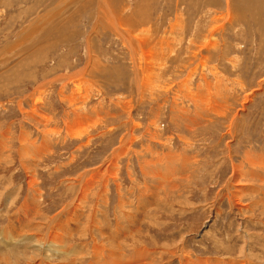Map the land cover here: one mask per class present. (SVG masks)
<instances>
[{
  "label": "rangeland",
  "instance_id": "rangeland-1",
  "mask_svg": "<svg viewBox=\"0 0 264 264\" xmlns=\"http://www.w3.org/2000/svg\"><path fill=\"white\" fill-rule=\"evenodd\" d=\"M0 238V264H264V0H0Z\"/></svg>",
  "mask_w": 264,
  "mask_h": 264
},
{
  "label": "bare ground",
  "instance_id": "bare-ground-1",
  "mask_svg": "<svg viewBox=\"0 0 264 264\" xmlns=\"http://www.w3.org/2000/svg\"><path fill=\"white\" fill-rule=\"evenodd\" d=\"M103 6H104V10H103V12H104V17H107L108 19H110V21H109V27H110V29L112 30V31H115V32H120V29H121V27L122 26H125L126 28L128 27V25H126V19H125V17L124 18H122L121 19V17L119 18L120 20H118V19H115V18H112L111 17V15H110V13H109V11H108V9L106 8V6H107V4L106 3H103ZM129 18H131V17H129ZM106 19V18H105ZM129 20V19H128ZM108 21V20H107ZM134 21V20H133ZM131 23H129V25H130ZM133 24V23H132ZM134 24H137V23H134ZM129 29H130V26L128 27ZM132 30H127L128 32H129V34L132 36V37H134L135 39H137L139 42H140V44L143 46V47H149L150 49L151 48H153V46H151L150 45V43L151 42H149L148 41V39L149 38H147V37H142L138 32H136V31H133V25H132ZM135 28H138L137 26L135 27ZM164 40V39H163ZM160 42H161V40H160ZM165 43V42H164ZM154 46H157V45H154ZM127 47H128V49H129V51L131 52L130 53V55L132 56V53H134V52H132V47H131V44H130V41L129 40H127ZM152 50V49H151ZM152 55H153V58L154 59H157V58H159V54H157V53H155L153 50H152ZM92 64V63H91ZM151 66H153L154 67V64H152ZM144 67V66H143ZM146 68L145 69H147L148 68V72L150 71L149 69H150V66H145ZM135 68V72H134V77H133V86H134V90H133V94H138V96H139V98L144 94V92L146 93V91L143 89V83H142V80H141V78L140 77H142V76H148L149 75V73L148 74H146V75H142V73H143V70H142V66H135L134 67ZM144 69V68H143ZM132 71V70H131ZM133 74V73H132ZM84 75V74H83ZM66 77H67V75H59V79L60 80H65L66 79ZM92 77V76H91ZM132 78V77H131ZM88 80V79H87ZM85 82L86 81H83V79L82 78H80L79 80H77V81H75L74 82V84H75V86L73 87V91H72V96H71V99H73V100H76L77 98L76 97H79L80 98V95H82L83 94V92L85 93V91H87V87L85 86ZM88 82V81H87ZM183 91H185V89H183ZM194 95H196L197 96V98H191V100L193 101V103H196V106L199 104H203V103H206V97H204L203 95H199L198 93H195ZM195 107V106H194ZM214 108V107H213ZM214 111V110H213ZM84 119H82V121H83ZM80 121V120H79ZM86 121H88V120H86ZM89 122H91V121H89ZM80 124H81V122H80ZM85 124V123H84ZM74 125V124H73ZM70 126H72V125H70ZM85 126V125H84ZM233 129V128H232ZM80 131V130H79ZM78 131V132H79ZM81 132V131H80ZM79 132V133H80ZM26 143V142H25ZM25 143H23V145H22V143H21V145L22 146H24V145H26ZM251 164H254V163H249V165H251ZM235 165L233 166V175H232V178L234 179V181L235 182H237V181H239V176H238V174H240V172L238 171V170H235ZM85 188L87 189V186H85ZM84 187L82 188V189H85ZM85 189V190H86ZM85 190H81V189H79V191H77V193L79 192H85ZM82 194V193H81ZM78 195V194H77ZM81 196V195H80ZM81 198V197H80ZM69 207V205L67 206V208ZM66 208V209H67ZM56 222V221H55ZM53 225H59V224H54V222H53ZM58 228L60 229L61 228V226H58ZM32 236V235H31ZM1 239V238H0ZM65 238H63V240H64ZM38 240V239H37ZM63 240L61 241V243L63 244ZM1 241V243L3 242V244L4 245H9V244H11L12 242H10V241H5L4 242V240L2 241V240H0ZM52 241V237L51 236H49V238L48 237H46V239H45V241H44V243L43 244H41L40 242H36V243H33L34 245H36V247H31L32 249V253L35 255V253L38 251L39 253H40V251H41V253H45L46 255H49V251H50V246H51V242ZM42 242V241H41ZM68 243V242H67ZM32 244V245H33ZM30 248V247H29ZM65 248H66V246H65ZM35 249V250H34ZM68 250H69V247H68ZM76 250V249H75ZM74 251V250H73ZM38 253V254H39ZM34 255L32 256V257H34ZM67 255H72V254H70V252H67L62 258H64V257H66ZM74 255V254H73ZM36 256V255H35ZM23 257V256H22ZM30 257V256H29ZM26 258V257H25Z\"/></svg>",
  "mask_w": 264,
  "mask_h": 264
},
{
  "label": "crops",
  "instance_id": "crops-1",
  "mask_svg": "<svg viewBox=\"0 0 264 264\" xmlns=\"http://www.w3.org/2000/svg\"><path fill=\"white\" fill-rule=\"evenodd\" d=\"M260 189V188H257V190Z\"/></svg>",
  "mask_w": 264,
  "mask_h": 264
}]
</instances>
